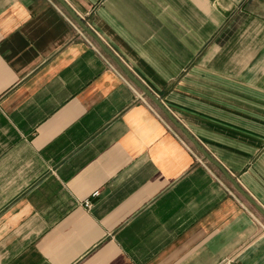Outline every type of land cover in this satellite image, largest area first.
<instances>
[{
	"label": "crops",
	"instance_id": "crops-1",
	"mask_svg": "<svg viewBox=\"0 0 264 264\" xmlns=\"http://www.w3.org/2000/svg\"><path fill=\"white\" fill-rule=\"evenodd\" d=\"M66 1L264 209V0ZM79 26L0 0V264H264V215Z\"/></svg>",
	"mask_w": 264,
	"mask_h": 264
},
{
	"label": "water",
	"instance_id": "water-1",
	"mask_svg": "<svg viewBox=\"0 0 264 264\" xmlns=\"http://www.w3.org/2000/svg\"><path fill=\"white\" fill-rule=\"evenodd\" d=\"M70 13L72 18L81 26V28L92 36L101 48L115 60L124 73L142 90V92L158 106L170 119V121L180 129L188 140L196 147V149L203 154V156L213 165H215L224 176L233 184V186L243 194L263 215L264 209L256 202V200L241 186L238 180L221 164L202 144L201 142L188 130V128L168 109L160 97L154 93L146 84H144L132 70L121 60V58L103 41V39L88 25V23L79 16L75 10L68 4L66 0H58Z\"/></svg>",
	"mask_w": 264,
	"mask_h": 264
},
{
	"label": "built area",
	"instance_id": "built-area-1",
	"mask_svg": "<svg viewBox=\"0 0 264 264\" xmlns=\"http://www.w3.org/2000/svg\"><path fill=\"white\" fill-rule=\"evenodd\" d=\"M185 141V140H184ZM185 143L187 144V146L192 150V152H194V150L192 149V147L187 143V141H185ZM196 154V153H195ZM97 193L98 192H95V194L94 195H97ZM86 205H90V201L89 200H87L86 201ZM224 264H234L233 262H230V261H227V262H225Z\"/></svg>",
	"mask_w": 264,
	"mask_h": 264
},
{
	"label": "rangeland",
	"instance_id": "rangeland-1",
	"mask_svg": "<svg viewBox=\"0 0 264 264\" xmlns=\"http://www.w3.org/2000/svg\"><path fill=\"white\" fill-rule=\"evenodd\" d=\"M80 27V26H79ZM81 28V27H80ZM85 32V31H84ZM85 34H86V36H88V38L90 39V40H92L96 45H98V46H100L99 44H98V42L92 37V36H90L87 32H85ZM101 47V46H100ZM146 96V95H145ZM148 98V97H147ZM149 99V98H148ZM150 100V99H149ZM151 101V100H150ZM152 102V101H151ZM153 103V102H152ZM191 143V142H190Z\"/></svg>",
	"mask_w": 264,
	"mask_h": 264
}]
</instances>
